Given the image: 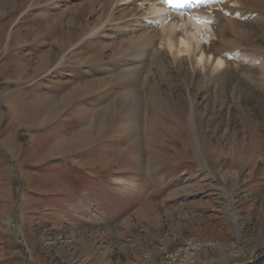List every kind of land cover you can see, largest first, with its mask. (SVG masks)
Returning <instances> with one entry per match:
<instances>
[{"label": "rangeland", "instance_id": "1", "mask_svg": "<svg viewBox=\"0 0 264 264\" xmlns=\"http://www.w3.org/2000/svg\"><path fill=\"white\" fill-rule=\"evenodd\" d=\"M225 1L217 69L146 0H0V264H264V0Z\"/></svg>", "mask_w": 264, "mask_h": 264}, {"label": "bare ground", "instance_id": "2", "mask_svg": "<svg viewBox=\"0 0 264 264\" xmlns=\"http://www.w3.org/2000/svg\"><path fill=\"white\" fill-rule=\"evenodd\" d=\"M146 1L151 3L150 8L153 9V11H152L153 16L157 17V18H163L162 21H163V27L165 28L164 31H167V32H165V34H166L165 39H166V43H167V45H169L170 49L176 50L179 53H181V52L187 53L188 55H191L192 53H196V51H198V50L200 53V51L204 49V45H202L201 41H200L202 37H200V34L198 33V31L203 32L207 36L212 35V33L210 31H208V29L210 30V28H211L210 26H212V28L215 30V33H217V31H218V29H216L217 25H214L213 22L210 25L211 20L214 21V20L218 19V15H217L215 9L219 8V7H223L226 9L229 7V6L226 7L227 2L225 0L224 1L221 0L216 4L214 3L212 6V7H214V9H210L211 7H209V6H203L200 3L195 4L196 1L188 2V1L171 0L170 3L166 2V0H146ZM186 4H187V6L184 9L185 11L180 9L181 7H183ZM166 11H169L170 15L174 16V17L182 15L181 21H178L176 23L171 21L169 19L170 15L166 14L165 13ZM233 22H234V20H233ZM206 28H208V29H206ZM177 29L180 30V32H178ZM225 29H223V30H225ZM229 30H231V29L228 28V31ZM231 31H233V30H231ZM204 55L205 54L202 53L200 56H196L199 58V61L202 64L205 60L212 62V63L214 62L216 56L213 59V57H212L213 55L212 56L211 55L208 56V54L206 56H204ZM216 60H217V62L215 64V67L217 69L218 68L221 69V67L223 68V65L225 63L224 59L220 57L218 59L216 58Z\"/></svg>", "mask_w": 264, "mask_h": 264}, {"label": "snow or ice", "instance_id": "3", "mask_svg": "<svg viewBox=\"0 0 264 264\" xmlns=\"http://www.w3.org/2000/svg\"><path fill=\"white\" fill-rule=\"evenodd\" d=\"M166 2L170 3L171 0H166ZM197 3H208V2H214V0H196Z\"/></svg>", "mask_w": 264, "mask_h": 264}]
</instances>
